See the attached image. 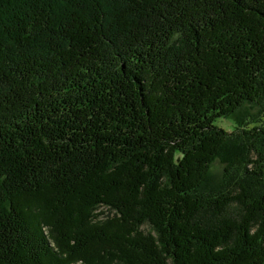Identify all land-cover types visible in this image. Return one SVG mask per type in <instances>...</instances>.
<instances>
[{"label":"trees","instance_id":"obj_1","mask_svg":"<svg viewBox=\"0 0 264 264\" xmlns=\"http://www.w3.org/2000/svg\"><path fill=\"white\" fill-rule=\"evenodd\" d=\"M0 264H264V0H0Z\"/></svg>","mask_w":264,"mask_h":264},{"label":"rangeland","instance_id":"obj_2","mask_svg":"<svg viewBox=\"0 0 264 264\" xmlns=\"http://www.w3.org/2000/svg\"><path fill=\"white\" fill-rule=\"evenodd\" d=\"M258 109H259L258 106H253L252 108L248 109V111L251 113H255L258 111ZM215 123L218 126L224 127L228 131H232L234 129L233 120L230 117L229 118H226V117L218 118ZM222 170H223V164L217 158L211 165V173L214 176V178L219 177V175L222 173Z\"/></svg>","mask_w":264,"mask_h":264}]
</instances>
